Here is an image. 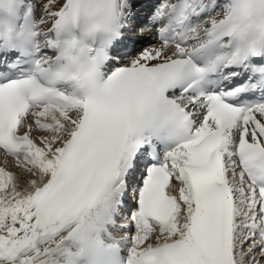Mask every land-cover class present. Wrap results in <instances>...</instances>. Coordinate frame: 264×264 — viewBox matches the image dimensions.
I'll use <instances>...</instances> for the list:
<instances>
[{"label":"bare ground","instance_id":"bare-ground-1","mask_svg":"<svg viewBox=\"0 0 264 264\" xmlns=\"http://www.w3.org/2000/svg\"><path fill=\"white\" fill-rule=\"evenodd\" d=\"M142 1L146 5L150 2L108 0L111 28L121 29L120 34L132 36L128 19L132 15V6ZM174 1L161 0L158 7L164 9L162 13L149 11L142 19L135 18L147 23L151 42L140 52L125 58L127 62L122 66H149L177 55L178 51L173 46L160 43L154 34ZM249 1L256 4L261 2ZM23 2L30 3L35 10L34 0H16L20 14L26 10L32 11L30 7L21 10L18 5L24 6ZM44 2L37 12L38 17H35L36 41L44 56H54L63 40L60 34L62 26L73 13L74 0ZM233 8L234 5L227 0H192L191 9L193 13L201 15V23L191 32V45L205 43ZM135 15L142 16L139 13ZM131 43L130 39L122 37L120 49L128 48ZM135 45L132 44L133 47ZM114 59L122 60L120 56ZM198 120V129L210 131L214 127L208 117L200 116ZM85 121L86 114L77 106H39L31 110L26 119H21L18 127L20 135L31 140L32 149L19 151L16 158L7 157L0 150V264L78 263L74 258L77 257L75 251L80 241L95 237L97 227H106L111 221L120 226L121 230L116 234L130 246V260L156 244L193 243L197 239L213 255L214 264H264V244L254 232L256 225L262 227L259 201L239 170L234 154L228 151L234 144V136L229 129L222 132L217 142L220 151L217 168L224 172V200L229 207L227 214L220 213L218 209L207 226L193 225L198 209L197 196L179 170L180 163L172 162L174 175L168 189L176 208L164 224L152 222L145 228L134 218H131L133 224H128L122 218L126 213L118 208L121 202L127 203L124 188L132 181L131 168L135 164L133 150L128 149L129 139H126L124 152L116 162L104 161L100 170L96 171L92 161L100 163V155L91 152L87 137L73 151H69L73 146V137L81 133V129L88 131L90 123ZM102 130L98 128V131ZM238 131L246 132L252 141L264 145V107L258 108L255 119L246 129L238 128ZM222 146L225 150H222ZM66 153L70 154L67 160L64 158ZM171 155L177 161L181 159L179 151ZM63 163L66 164L64 168ZM77 172L81 174L77 175ZM39 194L47 196L46 205L40 206L36 198ZM93 195H96V199L89 201ZM63 215L66 220L58 232L43 227ZM37 226L45 231L39 233L28 246L18 247L19 239L26 237ZM247 240H250L247 249H242Z\"/></svg>","mask_w":264,"mask_h":264},{"label":"rangeland","instance_id":"rangeland-1","mask_svg":"<svg viewBox=\"0 0 264 264\" xmlns=\"http://www.w3.org/2000/svg\"><path fill=\"white\" fill-rule=\"evenodd\" d=\"M26 1V0H25ZM39 1V2H38ZM45 0H34L35 2V12H36V15L38 17V13H39V9H40V6H42V3L44 2ZM152 1V0H151ZM160 0H156L154 3H152V8L153 10L155 9L156 7V4L159 2ZM47 2V1H46ZM44 2V4L46 3ZM24 3V2H23ZM138 5V6H137ZM132 15H130L129 17V23H130V27L132 28L130 31L133 32V37H131V40L134 41L137 45H135V47H133L132 50L133 52H140L147 44L148 42H151L150 40V35H149V31L146 29V24L145 22H140V21H137L136 19H141L144 15L146 14H142V13H148V8H145L144 7V3H140V4H136V6H132ZM144 10V11H143ZM142 11V12H140ZM38 12V13H37ZM142 14V16H137L135 14ZM139 17V18H138ZM134 18V19H133ZM136 18V19H135ZM146 30H145V29ZM138 31V32H137ZM138 33V34H137ZM149 40V41H147ZM129 50V51H130ZM128 51V52H129ZM123 62V61H122ZM38 130H41L40 128ZM257 131V129H255ZM249 243V241H247L245 244H243V247L242 249H244L247 244ZM245 246V247H244Z\"/></svg>","mask_w":264,"mask_h":264},{"label":"water","instance_id":"water-1","mask_svg":"<svg viewBox=\"0 0 264 264\" xmlns=\"http://www.w3.org/2000/svg\"><path fill=\"white\" fill-rule=\"evenodd\" d=\"M30 237H31L30 239H25V237L20 238L19 241H18V244H17L18 247L27 246L30 243V241H32V240H34L36 238V233L35 232L32 233L30 235Z\"/></svg>","mask_w":264,"mask_h":264}]
</instances>
